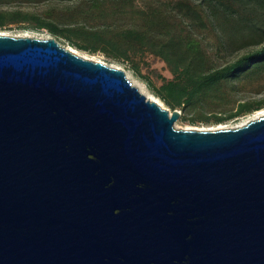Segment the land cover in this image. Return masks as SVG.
Instances as JSON below:
<instances>
[{
	"label": "water",
	"instance_id": "obj_1",
	"mask_svg": "<svg viewBox=\"0 0 264 264\" xmlns=\"http://www.w3.org/2000/svg\"><path fill=\"white\" fill-rule=\"evenodd\" d=\"M181 113L54 36L0 33V264H264V113Z\"/></svg>",
	"mask_w": 264,
	"mask_h": 264
},
{
	"label": "rangeland",
	"instance_id": "obj_2",
	"mask_svg": "<svg viewBox=\"0 0 264 264\" xmlns=\"http://www.w3.org/2000/svg\"><path fill=\"white\" fill-rule=\"evenodd\" d=\"M83 1V7H87L92 0H0V33L13 36H54L81 55L124 69L126 75L142 83L147 91L154 94L145 79L160 85L163 79L172 76L166 63L158 56L149 52H137L130 53V58L126 60L116 56L117 51L104 41L93 52L81 48L68 38L54 35L48 26H43V23L53 21L59 27H72L67 23L70 16L65 12ZM117 5L120 6L119 15L122 17L118 23L125 19L123 12L129 14L132 10L146 9L150 5L164 10L173 7L181 23L189 24V28L201 37L202 45L215 65H222L239 55L264 48V10L251 3L243 5L237 0H103V11L110 13ZM208 14L212 17L209 18ZM103 19L110 20V17ZM237 23L243 26V30L235 36L233 29ZM85 25L90 30L94 24L86 22ZM78 41L83 45H91L94 38L90 35ZM158 98L164 107L171 110ZM198 112L193 121L190 120L194 117L192 115L183 120L179 117L174 126L181 129L233 128L263 113L264 62L258 68H251L243 73L240 79H229L220 91H216L204 102ZM233 114L236 115L225 118ZM218 117L225 119L216 122Z\"/></svg>",
	"mask_w": 264,
	"mask_h": 264
},
{
	"label": "trees",
	"instance_id": "obj_3",
	"mask_svg": "<svg viewBox=\"0 0 264 264\" xmlns=\"http://www.w3.org/2000/svg\"><path fill=\"white\" fill-rule=\"evenodd\" d=\"M237 1L243 5H257L264 10V0ZM83 3L85 2L65 12L70 16L67 23L72 27H59L53 21L45 22L43 26H48L54 35L68 38L81 48L93 52L104 41L117 51L116 56L126 60L130 58V53L137 52H149L158 56L166 63L172 76L163 79L160 85L147 78L145 82L155 96L160 97L171 110H181L182 120L192 115L194 117L190 120L193 121L204 102L216 91H220L229 79H240L243 73L251 68H258L264 62V48H261L239 55L222 65L213 64L202 45L201 37L189 28V24L181 23L173 7L164 10L150 5L146 9L132 10L129 14L123 12L125 19L118 23L122 19L119 5L106 13L103 11V0H92L87 7H83ZM108 16L110 20L103 19ZM208 16L212 17L211 14ZM181 20L183 21L182 18ZM86 22H93V29H87ZM0 23L2 24L1 21ZM241 30L243 26L237 23L233 35L236 36ZM90 35L94 38L91 45H83L78 41ZM247 110L250 111V108ZM225 118L218 117L216 122Z\"/></svg>",
	"mask_w": 264,
	"mask_h": 264
},
{
	"label": "bare ground",
	"instance_id": "obj_4",
	"mask_svg": "<svg viewBox=\"0 0 264 264\" xmlns=\"http://www.w3.org/2000/svg\"><path fill=\"white\" fill-rule=\"evenodd\" d=\"M69 48L72 49L74 52L78 53L74 48H72V47H69ZM78 54H80V53H78ZM85 57H87V56H85ZM127 78L131 81V83L133 85H135L140 90L141 93L145 94L148 99L154 100L157 103H159L160 105H162V101L157 96H155L151 92L147 91L146 87L142 83H140V82H138V81H136L134 79H131L130 76H128V75H127ZM263 113L259 114L255 118L261 116Z\"/></svg>",
	"mask_w": 264,
	"mask_h": 264
}]
</instances>
